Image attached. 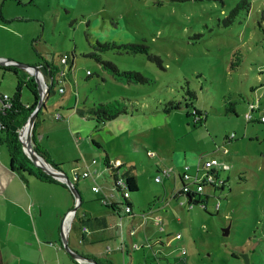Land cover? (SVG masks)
Returning a JSON list of instances; mask_svg holds the SVG:
<instances>
[{"label": "rangeland", "instance_id": "obj_1", "mask_svg": "<svg viewBox=\"0 0 264 264\" xmlns=\"http://www.w3.org/2000/svg\"><path fill=\"white\" fill-rule=\"evenodd\" d=\"M241 1L8 0L0 7L11 5L6 15L22 19L8 23L10 32L0 31V56L65 74L64 93L54 82L35 125L39 148L61 160L59 168L80 194L67 232L77 254L98 258L105 247L123 243L131 256H124V264H264V0H247L248 11L242 6L231 15ZM95 42L143 44L161 65L142 53L98 52L118 71L147 79L127 82L87 56ZM63 54H73L72 65L59 63ZM6 66H0V93L11 97L17 80ZM20 100L33 105L27 87ZM171 102L179 108L166 112ZM99 103L119 104L126 113L98 123L75 111ZM69 113L72 123L60 128ZM0 150L8 152L5 145ZM104 152L112 166L123 163L120 173L133 167L132 215L123 211ZM211 159L228 166L215 167L220 184L206 185L196 203L189 204L186 195L172 198L184 168L190 176L198 168L201 179ZM93 160L96 167L90 168ZM83 171L89 176L82 178ZM102 199L120 205L113 211ZM106 209L114 217L111 231L81 244L82 214H107ZM130 244L138 248L130 250ZM109 258L122 264L118 252Z\"/></svg>", "mask_w": 264, "mask_h": 264}, {"label": "crops", "instance_id": "obj_2", "mask_svg": "<svg viewBox=\"0 0 264 264\" xmlns=\"http://www.w3.org/2000/svg\"><path fill=\"white\" fill-rule=\"evenodd\" d=\"M7 1L0 0V7L2 8ZM10 6L8 5L6 10H0V31L10 32L12 24L8 25V23L21 22L22 20L19 18H14L15 20H13L6 15L5 12ZM3 57L6 56H0V59H3ZM6 58L14 61H22V57L19 56ZM40 69L42 70V68ZM45 74L50 76L48 70ZM29 77L33 79L31 76ZM25 105L27 107L30 106L29 104ZM73 116V114L69 113L67 120L60 125V128L67 129L72 123ZM60 119H62L61 115ZM34 128L36 144L39 145L35 123ZM43 147L47 152L42 147L41 149L47 154L48 160L52 164L60 166L61 162L59 161L61 160L53 156L48 148ZM92 163L94 165H89L90 168L96 167V161L93 160ZM121 166H123V163H121ZM156 169L158 170L159 167L156 166ZM72 170L73 168L70 172ZM178 178L181 182L179 176ZM173 195L172 198H176ZM102 201V204L105 206H110L111 204L119 206L114 200L107 202L106 199H102ZM73 204L74 199L67 188L51 181H39L31 175L16 171L11 166L8 152L6 153L0 150V264H88L76 261L62 247L60 238V234L62 235V223L66 214L71 211ZM106 212L107 214L101 213L96 216L89 214V218L99 220L96 222L94 228L87 230L86 233L80 230L78 235L79 242L83 234V242H80L81 244L86 245L96 242L104 236L105 232L108 231L109 233L111 231L114 217L107 209ZM76 215L77 212L74 213V216ZM159 219L162 221L161 218ZM72 221L73 219L71 223ZM67 239L70 249L74 250L68 233ZM121 245L124 247L123 251L119 249ZM108 248L109 251L107 250ZM126 248V245L123 243L119 244L116 249L107 246L98 258L93 259L100 261L101 264H114L113 261L115 260H111L109 257L114 252H118L122 258V264H124L125 255L128 254L129 259L131 258ZM129 248L131 250V244ZM81 255L85 256L84 254ZM103 255H105V259H102L104 258Z\"/></svg>", "mask_w": 264, "mask_h": 264}, {"label": "trees", "instance_id": "obj_3", "mask_svg": "<svg viewBox=\"0 0 264 264\" xmlns=\"http://www.w3.org/2000/svg\"><path fill=\"white\" fill-rule=\"evenodd\" d=\"M244 7L246 11L249 9V2L247 0H242L239 2L236 7L231 11V15L235 14L237 9H240L241 7ZM228 23L231 22V20L227 21ZM93 51L89 52L87 56L93 58L96 62L101 63L104 67L109 68L114 76L117 77H124L127 82H139L144 83L147 81L145 77H143L138 72L133 71H118V69L110 62L102 61L98 55V52H104L107 50H112L115 52H126V53H142L147 55V58L151 61H155L158 66H160V59L152 54H149L147 51V47L143 44H123V45H115L111 43H99L95 42V44L92 46ZM67 64L72 65L73 64V54L68 56L67 58ZM8 70H10L15 76H16V87L13 95L10 97V106L8 108H5L0 113V146L5 145L6 149L9 154V158L11 161V166L13 169H15L18 172H24L28 175L33 176L35 179L39 181H51L54 183H58L62 185L63 187L67 188L65 184L59 183L58 181L52 179L50 176L42 172L39 168L35 167L30 160L27 158V156L22 151V145L18 139V133L15 131H12V127H16L17 124L21 127L25 121L27 120L29 114L34 109L37 101V92H36V85L33 79H31L29 76L25 75L21 69H17L14 66H6ZM48 70V73L51 77L54 76V67H51L50 65L43 64L41 65V68L43 71L42 73L45 74V72ZM71 67L69 66L68 69ZM54 82L52 83L53 86ZM49 88V92H51V88ZM22 87H27L29 91L32 93L34 97V103L31 106H26L23 104L20 100V93ZM187 94L193 95L191 92L187 91ZM179 103L171 102L169 103V108L165 109L166 112L171 109H178ZM76 113L84 117L94 118L98 123H103L107 120H111L116 118L119 114L126 113V109L123 106H119V104L109 105V104H103L99 103L88 110H75ZM39 113V112H38ZM195 114H197L195 112ZM200 124V119L198 121ZM33 128V134H32V142H33V149L36 151V153L44 158L52 167L59 168V165L52 164L47 157V154L39 148V146L36 144L35 140V134H34ZM94 145L98 146L97 144L93 143ZM105 153V152H104ZM148 155V153H147ZM103 163L105 167L109 170V175L113 179V188L121 194V197L123 198V206L124 209L127 208L128 212L126 214L132 215V205L129 201V193H134L137 191V184H136V175L133 172V167L129 166L127 167L122 173L119 172V169L122 167L121 163L119 165L112 166L110 164V161L107 157V154L105 153ZM121 178L123 181V186H118L115 184V181L117 178ZM77 178V177H76ZM68 189V188H67ZM124 193L127 194V196H124ZM195 196L199 195H187V201L189 204L196 203L198 201H195ZM120 205V204H119ZM112 210L117 209V205L111 204L109 206ZM125 212V211H124ZM143 213V212H142ZM76 216H74L75 218ZM99 219H91L89 218V214L83 213V218L80 220L81 227H86L87 230H91L94 228L96 222ZM80 227V230H81ZM84 232V233H86ZM80 242H83V234L81 236ZM101 264L100 261H97ZM183 262V261H182Z\"/></svg>", "mask_w": 264, "mask_h": 264}, {"label": "water", "instance_id": "obj_4", "mask_svg": "<svg viewBox=\"0 0 264 264\" xmlns=\"http://www.w3.org/2000/svg\"><path fill=\"white\" fill-rule=\"evenodd\" d=\"M5 65L14 66L17 69L26 71L29 74V76L33 78L37 92L36 105L29 114L25 123L21 127L19 126V124H17L16 127H12L11 130L18 133V139L22 145V151L30 160V162L35 167L39 168L42 172L50 176L52 179L65 184V186L68 188L69 192L71 193L74 199V207L71 209L70 212H73L74 214L81 204L80 194L78 193L76 187L74 186L72 181L67 177V175L64 172H62L61 169L58 168L56 169L52 167L44 158L39 156L36 153V151L33 149L32 134H33L35 119L40 109L44 107L43 101L48 95L49 88L52 86L53 83L52 78L51 76H49L46 82L43 73L40 69L41 65L28 66L11 60L0 59V66H5ZM70 226H71V220L68 222L66 227L69 228ZM222 234L226 235L227 229L223 230ZM60 238L64 251L76 261H81L82 263H88V264H100L95 259L84 257L80 254H77L72 249H70L68 246L67 233H64L62 231V235L60 234Z\"/></svg>", "mask_w": 264, "mask_h": 264}, {"label": "built area", "instance_id": "obj_5", "mask_svg": "<svg viewBox=\"0 0 264 264\" xmlns=\"http://www.w3.org/2000/svg\"><path fill=\"white\" fill-rule=\"evenodd\" d=\"M67 58H68V55H66V54L61 55L60 58H59V63L61 65H66ZM64 75L65 74H64L63 71H60V70L56 69V72L54 73V76L51 77L52 78V82H55L58 85L57 91L59 93H64V88L62 86H60L65 81ZM43 86H44V84H43ZM9 106H10V97L8 95H6V94H1L0 93V113L5 108H8ZM251 107L252 106H250V109H251ZM246 118L250 119V116L246 115ZM59 119H60V116L56 115L55 116V120H59ZM232 138H234L233 134L228 139H232ZM148 155L149 156H153L152 153H150ZM119 163H120L119 161H114L113 166L116 167L117 165H119ZM215 167H217L218 169H221V170H227L228 169L227 165L219 164L215 159H211V160L205 161L204 162L205 173H204L203 178L200 179L199 176H198V174L200 172L198 168H196L194 176H190V175H188L186 173V170H188V167H185L184 168L185 171H184V173L181 176V187L173 196L177 197L178 195H186V196L187 195H200L203 192V189H204V187L206 185H209V186H212V187L218 186L220 183L217 181V174H216V171H215ZM162 173L166 176V178L170 177L169 170H163ZM81 176H82V178H86V177L89 176V173L86 172V171H83ZM155 181L156 182H160L161 180H160L159 177H157V178H155ZM115 184L118 185V186H123L122 179L118 177L116 179V181H115ZM91 190L93 192H98V188L95 187V186L91 187ZM124 196H127V194L124 193ZM124 211H125V213H127L128 209L125 208ZM73 217H74L73 212L69 211L66 214V216H65V218L63 220V223H62V231L64 233L68 232V228L66 226H67L68 222L73 219ZM160 230H162V227L160 228ZM81 231L83 233L86 232V227L82 226L81 227ZM176 238H179V236L176 235ZM137 248H138L137 245H132L131 246L132 250H136ZM119 249L123 251V246H120ZM107 250L109 251V248ZM78 262L82 263L81 261H78Z\"/></svg>", "mask_w": 264, "mask_h": 264}]
</instances>
